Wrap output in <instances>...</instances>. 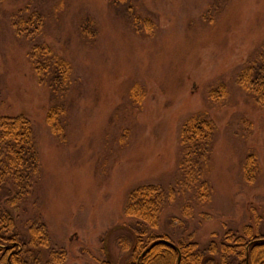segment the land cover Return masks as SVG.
Instances as JSON below:
<instances>
[{"label": "rangeland", "instance_id": "rangeland-1", "mask_svg": "<svg viewBox=\"0 0 264 264\" xmlns=\"http://www.w3.org/2000/svg\"><path fill=\"white\" fill-rule=\"evenodd\" d=\"M29 1L0 5V116L31 121L42 167L20 212L23 232L27 221L45 223L51 244L66 251L61 264H125L131 251L121 239H131L134 221L124 213L129 192L148 183L174 186L182 125L207 110L218 127L214 195L194 203L191 216L178 197L155 232L174 241L192 235L203 248L246 225L264 234V109L235 83L264 43V0H229L213 23L203 19L210 0H35L47 18L42 40L73 66L63 143L46 121L52 97L30 63V42L12 29V12ZM131 6L154 21L153 36L136 28ZM90 17L95 38L82 34ZM221 85L230 94L218 107L209 92ZM136 86L145 92L139 104ZM249 153L260 164L252 185L243 169ZM207 259L219 264L214 255Z\"/></svg>", "mask_w": 264, "mask_h": 264}, {"label": "trees", "instance_id": "trees-1", "mask_svg": "<svg viewBox=\"0 0 264 264\" xmlns=\"http://www.w3.org/2000/svg\"><path fill=\"white\" fill-rule=\"evenodd\" d=\"M5 0H0V5ZM127 0H122L126 2ZM229 0H210L203 19L214 22ZM35 0L12 12V29L18 37L30 42L28 58L41 85L52 97L46 121L60 142L67 140L68 98L74 84L73 66L64 56L43 41L46 14L33 6ZM61 3L58 4L60 6ZM129 16L136 28L148 36L155 34V23L129 7ZM82 34L91 38L97 34L95 21L90 17ZM235 83L257 107L264 109V43L241 67ZM228 88L221 85L210 89L213 105L221 107L229 97ZM135 104L142 103L144 89H132ZM218 127L207 110L195 112L182 125L179 142L177 178L174 186L141 184L132 189L126 199L124 213L134 218L129 226L131 239H121L123 250L131 251L125 264H209L208 255L219 264H264V234L253 225L241 230H229L220 239H212L206 247L192 235L174 241L168 234H158L162 213L178 197L183 200V215L191 216L194 203H209L214 195L210 180ZM38 142L31 121L23 116H0V264H61L66 251L51 244L45 223L27 221L21 230L19 216L23 205L34 194L42 176ZM244 178L254 184L260 172L255 153L244 162ZM28 232V235L25 233ZM216 235V234H215ZM14 242L22 245L7 248ZM102 264H113L103 260Z\"/></svg>", "mask_w": 264, "mask_h": 264}, {"label": "flooded vegetation", "instance_id": "flooded-vegetation-1", "mask_svg": "<svg viewBox=\"0 0 264 264\" xmlns=\"http://www.w3.org/2000/svg\"><path fill=\"white\" fill-rule=\"evenodd\" d=\"M15 246H19L20 250H22V248H23L22 245L20 243H18V242H14L12 245L7 246V248L9 249V248H12V247H15Z\"/></svg>", "mask_w": 264, "mask_h": 264}]
</instances>
